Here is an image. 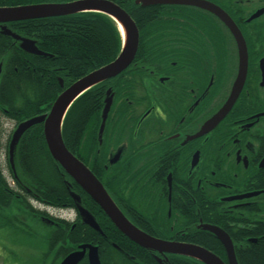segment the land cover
<instances>
[{
    "label": "flooded vegetation",
    "instance_id": "1",
    "mask_svg": "<svg viewBox=\"0 0 264 264\" xmlns=\"http://www.w3.org/2000/svg\"><path fill=\"white\" fill-rule=\"evenodd\" d=\"M206 1L216 4L233 19L248 48L246 81L227 115L214 127L204 129L229 99L238 75L239 48L233 33L207 9L185 4L154 5L163 8L157 12L177 21L171 30L162 31L169 34L171 41L161 43L164 52L158 56L137 58L143 50L139 29V47L127 69L135 74L139 65H172L171 75L160 76L159 84L142 90L145 98L135 101L130 112L119 109V102L112 109V103L109 112L112 109L113 121L102 124L97 136V140L113 142L111 154H104L114 165L108 171L110 178L102 176L99 180L122 213L154 237L187 244H195L192 241L205 234V225L220 223L227 231L233 230L234 225L264 221V12L249 21L252 15L264 10V0ZM146 85L149 87V80ZM119 151L120 158L112 163ZM108 167L105 165V169ZM12 181V192L20 196L23 186L14 178ZM24 195L29 200L22 202H26L32 216L46 222L52 233L60 231L62 244H69L62 251L56 250L57 264L71 253L82 251V245L96 246L102 262L101 253L107 249L102 246L109 241H104L108 237L94 213L89 211L99 230L90 226L77 209L62 208L76 212L71 222L39 215L40 210L32 202L44 205L38 194L28 189ZM111 223L121 239L122 235L132 241ZM86 234L94 237L83 240ZM72 237L81 242L70 244ZM130 249H126L127 253L136 257L135 249ZM150 251L162 264L166 256L175 255ZM86 263L90 264L89 248L78 264Z\"/></svg>",
    "mask_w": 264,
    "mask_h": 264
},
{
    "label": "trees",
    "instance_id": "2",
    "mask_svg": "<svg viewBox=\"0 0 264 264\" xmlns=\"http://www.w3.org/2000/svg\"><path fill=\"white\" fill-rule=\"evenodd\" d=\"M70 1L74 0H0V6ZM111 1L124 8L140 29V49L143 50L139 51L137 58H154L161 51L164 52L161 43L171 41V38L162 31L171 30L172 26L177 25V21L171 15L160 13L162 6L143 7L136 4V0ZM158 9L160 12H157ZM23 38L32 39L43 53L34 54L24 50L21 47ZM122 47L123 36L119 25L110 16L96 11L0 24V116H6L21 125L47 114L64 90L87 74L114 61ZM137 69L135 74L127 69L116 78L94 86L78 97L66 113L62 127L65 144L98 178H110L111 173L108 171L114 166L104 157V154H111L113 142L97 140L100 126L113 121L110 118L112 109L118 102L119 109L126 113L132 111L136 104L134 102L145 98L142 90L159 84L157 79L160 76H170L173 67L152 63L139 65ZM147 80L150 82L149 87L146 85ZM108 97L113 98V105L109 116L104 118L102 114ZM8 149L11 154L10 144ZM13 153L16 161V171L11 168L13 177L17 172L14 180L23 186L21 189L24 192L30 189L37 193L39 201L46 206L58 209L79 208L77 211L80 212L79 205L83 204L82 208L94 213L108 237H101V240L109 241L102 246H107L106 253H101L103 264H134L136 261L162 264L161 259L154 256L152 251L136 245L122 235L121 239L100 206L54 160L47 147L42 122L30 124L23 130ZM105 165L109 167L105 169ZM12 191L0 164V208L8 206L14 199L27 200L24 192H19L20 196H16ZM203 218L208 221L206 215ZM213 224L222 226L220 223ZM69 228L68 226L67 229ZM224 228L226 231V227ZM203 231L205 234H200L192 242L227 261L222 242L211 231ZM226 232L234 242L239 264H264V221L256 225H234L233 230L227 229ZM94 233L98 236V233ZM61 235L60 231H54L47 237L46 241L51 249L64 240ZM88 237V234L84 235L83 240ZM93 237L91 235L89 239ZM254 237L257 238L256 241H251L250 238ZM79 242L80 238L72 237L69 243ZM130 247L135 249L136 257L127 253L126 249L131 250ZM62 250L63 248L60 249ZM141 250H146L147 253H142ZM163 264L204 263L194 258L168 255Z\"/></svg>",
    "mask_w": 264,
    "mask_h": 264
},
{
    "label": "water",
    "instance_id": "3",
    "mask_svg": "<svg viewBox=\"0 0 264 264\" xmlns=\"http://www.w3.org/2000/svg\"><path fill=\"white\" fill-rule=\"evenodd\" d=\"M136 4L143 7L162 4H185L207 9L220 18L233 33L239 48V70L231 95L223 108L205 125L204 129L214 127L236 103L246 81L248 72V48L242 32L233 19L219 6L206 0H136ZM96 11L104 13L119 25H124L128 33V41L125 45L123 41L122 51L119 56L109 64L87 74L74 82L64 90L53 103L47 114L32 118L20 127V133L30 124L42 122L44 136L50 154L54 160L68 173V175L84 190L105 212L109 219L139 246L160 252L162 254H181L200 260L204 264H227L214 252L196 244L180 243L168 241L154 237L135 226L120 210L114 202L103 183L94 172L66 146L62 135L63 122L70 106L73 102L94 86L112 79L125 71L133 62L139 47V30L132 16L120 5L111 0H74L70 2H49L41 4H29L20 6H0V24L34 20L40 18L60 17L81 12ZM264 10H260L251 16L249 21L255 19ZM121 30V28H120ZM122 31V30H121ZM21 47L34 54L43 52L30 38H23ZM2 65H0V73ZM63 85L62 80H60ZM110 93V90L108 91ZM112 104L111 97L106 99L104 117L106 118ZM208 127V128H207ZM18 133V135H20ZM16 135V136H18ZM18 138V137H17ZM17 138L11 144V153L15 148ZM15 142V143H14ZM121 151L111 160L115 163L120 158ZM81 212L86 216V222L93 228L99 230V225L94 216L86 209L81 208ZM213 232L222 242L227 252L228 264H239L236 256L235 245L230 235L222 228L215 225L204 226ZM80 252H73L63 259L60 264H78L85 255V250L89 248L90 264H102L98 248L92 245H82Z\"/></svg>",
    "mask_w": 264,
    "mask_h": 264
},
{
    "label": "rangeland",
    "instance_id": "4",
    "mask_svg": "<svg viewBox=\"0 0 264 264\" xmlns=\"http://www.w3.org/2000/svg\"><path fill=\"white\" fill-rule=\"evenodd\" d=\"M19 126L20 124L17 125L14 120L3 115L0 116V164L11 184H13L14 178L11 168L16 171V161L14 153H9L8 145H11L17 137V140L20 139ZM15 173L17 174V172ZM27 200H29L28 197ZM27 200L25 201L27 202ZM22 201L14 199L7 207L0 208V264H57L59 258L55 255L56 250L68 248V242L66 243L68 245L64 246L62 240L52 250L46 241L52 230L45 225L46 222L33 217L31 209L27 207L26 202ZM32 202L43 213L42 215L58 222L65 220L71 222L79 210L78 208L75 209L76 212L74 210L65 211L61 208L44 206L34 200ZM82 206L83 204L79 205L80 209ZM69 212L70 216L67 215Z\"/></svg>",
    "mask_w": 264,
    "mask_h": 264
},
{
    "label": "bare ground",
    "instance_id": "5",
    "mask_svg": "<svg viewBox=\"0 0 264 264\" xmlns=\"http://www.w3.org/2000/svg\"><path fill=\"white\" fill-rule=\"evenodd\" d=\"M136 23V22H135ZM137 25V24H136ZM120 28H121V32H122V36H123V41H124V43H125V45L127 44V41H128V33H127V30H126V28L124 27V25H120ZM137 28H138V26H137ZM138 30H139V28H138ZM209 225H212V224H209ZM215 226H218V227H220V225L219 224H214ZM221 228V227H220ZM251 241H253V239H251ZM176 242H179V241H176ZM180 243H184V242H180ZM175 255H177V256H185V257H188V256H186V255H181V254H175ZM189 258V257H188ZM191 258H193V257H191Z\"/></svg>",
    "mask_w": 264,
    "mask_h": 264
}]
</instances>
